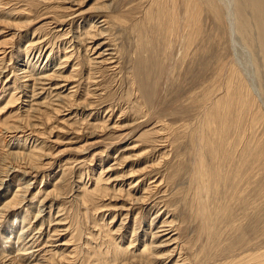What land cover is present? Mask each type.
Wrapping results in <instances>:
<instances>
[{"label": "rangeland", "instance_id": "rangeland-1", "mask_svg": "<svg viewBox=\"0 0 264 264\" xmlns=\"http://www.w3.org/2000/svg\"><path fill=\"white\" fill-rule=\"evenodd\" d=\"M36 1L0 0V43L14 35L0 63V209L28 186L0 222V264H264V0H173L166 29L146 0H113L96 31ZM86 31L113 62L90 69ZM226 83L239 89L225 140L237 152L218 164L208 116ZM159 211L182 249L161 263Z\"/></svg>", "mask_w": 264, "mask_h": 264}, {"label": "bare ground", "instance_id": "bare-ground-1", "mask_svg": "<svg viewBox=\"0 0 264 264\" xmlns=\"http://www.w3.org/2000/svg\"><path fill=\"white\" fill-rule=\"evenodd\" d=\"M33 1H36V0H33ZM50 0H38V2L37 3H39V4H42V3H44V4H42V6L43 5H51V1L49 2ZM90 1H92V0H53V3H54V5H57V6H59V7H61V8H59L58 7V9H62L63 8V10L65 9V11H66V14L67 15H65V19L64 20H62V21H60L58 24L60 25V24H62V25H66L65 23L67 22V23H69V24H72L73 22H74V20H76V19H79V18H86V20H87V22L89 23L88 24V26H90V29H94L95 30V28H96V25L94 24V26L92 25V23H91V21L94 19V15L95 16H98L99 14H102V16L100 17V18H102L101 19V21L100 22H102V23H105L106 25L108 24V22H109V19H110V17H111V12H112V10H110L109 8H107L108 7V4H109V2L111 3V4H113V0H100V2H99V5L97 6V7H99V9L98 10H92V9H88L87 11L86 10H81V9H79V7H80V5L81 4H83V3H87V2H90ZM147 2L146 3H148L149 5L151 4L152 6L151 7H153V6H155V12H154V14H155V16L157 17V19H156V21L158 20L159 22L157 23L158 24V26H161L162 28H165L166 29V27H167V23H168V21H172L173 20V18H174V16L173 15H169V13H168V9H169V6H168V4L167 3H169V2H173V0H146ZM187 1H192V0H184L183 2L185 3V2H187ZM106 2H108V4L106 3ZM227 3V2H226ZM5 4V3H4ZM225 4V3H224ZM53 6V5H52ZM56 6V7H57ZM109 6H110V4H109ZM117 6V5H116ZM118 6H121V4H119ZM77 9H79V10H77ZM105 9H109V11H106ZM187 14H188V8H186L185 9V12H184V16H183V20H184V24L181 22L180 24H179V26H178V28H179V30L180 29H183V31H187V28H188V25H189V22L187 21ZM87 15V16H86ZM89 15V16H88ZM99 22V23H100ZM183 24V25H182ZM14 27H16L17 28V26H14ZM20 27H21V25H20ZM23 27V26H22ZM8 28V27H7ZM20 29V28H19ZM94 30H92V31H94ZM173 30V28L172 27H170V28H167V32L168 33H170L171 31ZM96 31V30H95ZM85 38L87 39V40H84L85 41V43H86V47H87V49L85 50V53L87 54V57H88V61H89V66H90V69H95V67H97L96 65H103V64H108L109 62H113V57H114V54L113 53H111L110 52V49H109V47H108V43H106V39L105 38H103V35H102V33H95V35L92 33V32H90V31H86L85 32ZM96 36H98V37H100L101 39L100 40H102V41H100V42H98V43H96L95 44V41L97 40V38H96ZM14 35L10 38V39H7L6 41H4V42H2V43H0V63H1V61L4 59V57H5V54H6V52H7V50H13L14 49V47H13V42H14ZM23 51H25V50H23ZM26 51H27V54H28V50L26 49ZM110 52V53H109ZM26 55V54H25ZM28 56V55H27ZM40 58V57H39ZM47 58H49V55L47 56ZM67 59L68 58H70V57H66ZM67 59H65V60H67ZM70 60V59H69ZM32 68V67H31ZM101 68V67H100ZM35 70V69H34ZM43 71V70H42ZM96 71V70H95ZM33 72V71H32ZM31 72V73H32ZM56 73V72H55ZM54 73V74H55ZM232 73H235V71L233 72V70L231 71V74ZM98 74V73H97ZM236 74V73H235ZM94 75V74H93ZM40 76V75H39ZM55 76V75H54ZM53 76V77H54ZM58 77H60V76H58ZM97 77V76H96ZM37 79H39L38 81H39V85H41V86H45V85H47L46 84V82H50V76H44V77H42V78H37ZM92 79H93V77H92ZM61 82H59V83H57V84H54L55 85V88L56 89H58V88H64V86H60V85H62L61 83H63V81L62 80H60ZM230 82V81H229ZM226 85H227V87H226V89H225V93H224V96H222V97H220L219 99H220V102H219V108L218 109H213L212 111H211V113L209 114V119H208V123H210L211 121H212V125H214L215 126V128H214V130H213V132H214V134L217 136V139L215 140V144H217L218 143V145H217V148H216V151H215V146L213 147L214 148V150H213V155L212 156H214L213 157V159L216 161V163H222V162H219V161H222V157L224 156H222V154H221V152L228 146V148H229V150H231V154L233 155L234 153H236L237 152V150H236V152L234 151V153H233V151L232 150H234V149H236L235 148V146L233 147V145H230V142L228 143V142H226L225 140H226V137L229 135V132H230V126L228 125V121H229V112H230V109L232 108V106H233V104H236V103H233L232 102V99L234 100V97L236 96L235 94L236 93H238L239 92V89L238 90H236L235 91V89H236V87H235V89L232 87H230L229 86V83H226ZM234 85V84H233ZM35 88V87H34ZM245 90V91H244ZM234 92H236L235 94H233ZM248 93H249V89H247L243 84H242V95H243V99L245 98V96L246 95H248ZM233 94V95H232ZM240 94V93H239ZM246 94V95H245ZM235 95V96H234ZM232 96H233V98H232ZM249 96V95H248ZM238 97V96H237ZM241 97V96H240ZM222 98V99H221ZM239 98V97H238ZM235 100H236V98H235ZM237 102V101H236ZM218 103V102H217ZM233 103V104H232ZM237 105V104H236ZM248 105H249V100L247 101V102H244L243 101V109L242 110H244V113L246 112V109L248 108ZM215 107V106H214ZM238 107V106H237ZM240 107H242L241 105H240ZM238 109V108H237ZM241 109V108H240ZM240 109H238V110H240ZM236 110V109H235ZM248 111V110H247ZM210 112V111H209ZM238 112V111H237ZM249 112V111H248ZM239 113V112H238ZM237 113V114H238ZM252 113V112H251ZM233 114V113H232ZM240 117H241V111H240ZM231 115V114H230ZM254 115V114H253ZM246 116V115H245ZM247 116H250L249 114L247 115ZM231 117V116H230ZM255 117V116H254ZM238 118H239V116H238ZM238 118H236V119H238ZM251 118V117H250ZM233 119H235V118H233ZM240 119V118H239ZM257 119V118H256ZM249 120V119H248ZM251 125L253 124V122L255 121L254 119H253V116H252V118H251ZM232 122H234V121H232ZM237 122V121H236ZM236 122H234V123H236ZM256 122V121H255ZM237 124V123H236ZM247 125L249 124L248 122L246 123ZM245 125V124H244ZM232 127H233V125H231ZM237 126V125H236ZM240 126V125H239ZM253 126V125H252ZM212 127V126H211ZM246 127H248V126H246ZM237 128V127H236ZM247 129H249V127L247 128ZM237 130V129H236ZM237 133V132H236ZM246 133V132H245ZM204 136V135H203ZM215 136V137H216ZM240 138V137H239ZM248 138V137H247ZM235 141V140H234ZM213 142H214V140H213ZM246 143V142H245ZM214 144V143H213ZM238 145L237 146H239V143H237ZM241 144V143H240ZM209 145V144H208ZM235 145V144H234ZM236 146V147H237ZM244 146H245V144H244ZM243 146V147H244ZM247 146V145H246ZM210 148V147H209ZM234 148V149H233ZM238 148V150H239V147H237ZM211 149V148H210ZM242 150V149H241ZM239 151V152H241V153H244V151ZM226 152H229V151H226ZM256 153V152H255ZM231 154H230V156H231ZM237 154H239V153H237ZM245 154H246V152H245ZM261 154V153H260ZM235 155V154H234ZM242 155V154H241ZM256 155V156H255ZM211 156V155H210ZM245 156V155H244ZM254 156L255 157H257V156H260V155H257V154H254ZM222 158V159H221ZM233 159V158H232ZM231 159V160H232ZM239 159H240V157H239ZM242 160H243V157L241 158ZM257 159H258V157H257ZM218 160V161H217ZM241 160V161H242ZM244 160H245V158H244ZM244 160L242 161V166L243 167H245L244 165ZM201 160H200V158H199V160H198V162H200ZM223 161H225V160H223ZM234 161V160H233ZM238 161V160H237ZM236 161V162H237ZM229 162V161H228ZM235 162V163H236ZM214 163V162H213ZM231 163H233L232 161H231ZM238 163V162H237ZM246 163V162H245ZM241 164V163H240ZM233 165V164H232ZM198 166V168H197V172L198 171H200V172H198V174L199 173H203V168H204V166H203V163L202 162H200L199 163V165H197ZM246 166H247V163H246ZM217 168H218V165L216 166ZM219 167H220V165H219ZM243 167H241V168H243ZM213 168V167H212ZM226 168V167H225ZM228 168V167H227ZM233 168V167H232ZM236 168V167H235ZM239 168L240 167H238V170H239ZM247 168V167H246ZM213 170V169H212ZM235 170V169H234ZM244 170V169H243ZM237 171V170H236ZM235 171V172H236ZM216 172V171H215ZM218 172V171H217ZM216 172V173H217ZM212 174V173H211ZM214 174V173H213ZM212 174V175H213ZM230 175V174H229ZM233 175H234V173H233ZM219 175H217V177H218ZM222 176V175H221ZM228 177V176H227ZM19 178V177H18ZM18 178H16V182H17V180H18ZM198 178V177H197ZM204 177L203 176H201V180L203 179ZM1 179V178H0ZM12 180H13V178H11ZM240 180H243V179H240ZM245 180V179H244ZM9 181V180H8ZM205 181V180H204ZM202 181H200V183H201ZM242 182V181H241ZM4 183V181L1 179L0 180V187L2 186V184ZM21 183V182H20ZM202 184V183H201ZM4 188V187H3ZM7 188V187H6ZM9 188V187H8ZM201 188V187H200ZM206 188V187H205ZM238 188V187H237ZM25 189V190H24ZM203 189H204V187H203ZM7 190V189H6ZM27 190H28V186L27 187H23V189H20V187H17L16 188V192H15V194L13 195V200L11 201V202H9L8 203V205L7 206H4V208H1L0 209V222H2V220H4L5 218H6V215L9 213V212H11V211H15V210H17V209H19V207L20 206H18V205H20L21 203H20V201H19V199H20V197H22L23 195H19V194H21V193H23V191H26L27 192ZM206 190V189H205ZM204 190V191H205ZM234 193V192H233ZM236 193V192H235ZM200 194V193H199ZM149 195V194H148ZM150 196V195H149ZM197 196V195H196ZM146 200V198L144 197V198H142V199H140V203H143L144 204V201ZM137 201V200H136ZM195 201H196V199H195ZM197 201H198V199H197ZM199 202V201H198ZM197 202V203H198ZM194 211V210H193ZM205 213V212H204ZM38 214H39V212H38ZM41 214V213H40ZM164 214H166L165 212L163 213V212H161V211H159L155 216H157L158 218H159V222L156 224H154L153 225V222H152V225H153V227L155 228V232H154V234H153V239L155 238V239H158L159 240V243L160 244H158L159 246H153V250H155V253L156 254H158L160 251V249L163 247V248H167L168 247V249L167 250H164L163 252H162V254L160 255V256H157V257H155L154 259H155V261H160V263L161 262H163V261H165V260H167L168 258L167 257H172V256H174V254L176 253V249L178 248V244L176 243V240L174 239L175 238V234H174V230H173V228H172V226H171V222H167L166 220L164 221H160V219L163 217V215ZM22 216V214H20V215H18V217H21ZM17 217V218H18ZM156 217V221L158 220V218ZM203 218V217H202ZM21 219V218H20ZM151 229V228H150ZM21 231H23V230H21ZM26 231V230H25ZM150 231V230H149ZM22 233H24V232H22ZM150 235H151V233H150ZM162 238H163V240H162ZM154 243V242H153ZM156 244H157V242H156ZM26 245V244H25ZM68 246V245H67ZM171 247H173V248H171ZM28 249V248H27ZM26 250V249H25ZM182 250V249H181ZM181 250L179 251V248H178V254H179V258H181L182 257V255H181ZM27 254H29V253H27ZM155 254V255H156ZM159 255V254H158ZM164 256V257H163ZM249 256V255H248ZM32 258V257H31ZM246 258H248V257H246ZM247 260V259H246ZM252 260H253V256H252V258H250L249 259V262L251 261L252 262ZM257 260V259H256ZM176 261H185V260H183V259H181V260H176ZM244 261V260H243ZM248 262V261H247ZM246 262V263H247ZM250 262V263H251ZM263 262V261H262ZM262 262H258V264L260 263H262ZM30 263V262H29ZM162 264V263H161ZM245 264V263H244ZM252 264H254L253 262H252Z\"/></svg>", "mask_w": 264, "mask_h": 264}]
</instances>
